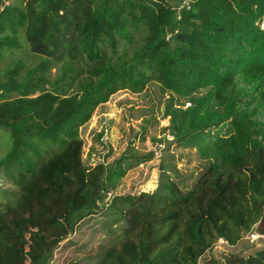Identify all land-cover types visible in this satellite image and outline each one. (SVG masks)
<instances>
[{
  "label": "trees",
  "instance_id": "16d2710c",
  "mask_svg": "<svg viewBox=\"0 0 264 264\" xmlns=\"http://www.w3.org/2000/svg\"><path fill=\"white\" fill-rule=\"evenodd\" d=\"M9 1L0 0V63L13 58L0 70V167L20 190L0 210V264H50L103 207L111 241L90 251L92 264H201L218 241L259 232L264 0ZM152 82L183 100L167 107V130L206 169L192 188L164 171L154 191L101 207L128 166H86L79 129L118 91ZM203 264H264V249Z\"/></svg>",
  "mask_w": 264,
  "mask_h": 264
},
{
  "label": "rangeland",
  "instance_id": "374dc122",
  "mask_svg": "<svg viewBox=\"0 0 264 264\" xmlns=\"http://www.w3.org/2000/svg\"><path fill=\"white\" fill-rule=\"evenodd\" d=\"M23 56L28 64L38 60L29 54ZM12 59L9 56L1 62L0 70ZM56 73L54 66L51 76ZM181 103L182 99L173 97L156 82L137 94L120 90L107 103L97 107L90 121L79 129L83 141L82 160L86 166H111L120 159H124V166H128L127 174L117 188L103 197L101 207L109 205L114 197L154 191L164 171L182 188H192L207 165L198 158L195 150L177 147L167 130V107ZM8 140L9 136L0 129V161L9 150ZM12 175L15 174L0 167V210L13 202L19 193L18 183ZM102 211L104 207L77 225L75 233L55 250L50 264H92L90 251L104 249L111 241L106 236V219ZM258 227L259 232L255 231L256 227L253 232L244 233L236 246L218 241L213 252L209 251L201 259V264L210 257L219 258L226 253L248 257L264 249V233H261L264 223Z\"/></svg>",
  "mask_w": 264,
  "mask_h": 264
}]
</instances>
